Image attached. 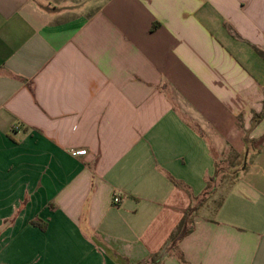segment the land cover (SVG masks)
I'll return each instance as SVG.
<instances>
[{"label": "crops", "instance_id": "0c3cea01", "mask_svg": "<svg viewBox=\"0 0 264 264\" xmlns=\"http://www.w3.org/2000/svg\"><path fill=\"white\" fill-rule=\"evenodd\" d=\"M263 112L264 0H0V264H264Z\"/></svg>", "mask_w": 264, "mask_h": 264}, {"label": "trees", "instance_id": "16d2710c", "mask_svg": "<svg viewBox=\"0 0 264 264\" xmlns=\"http://www.w3.org/2000/svg\"><path fill=\"white\" fill-rule=\"evenodd\" d=\"M264 118V112L260 115H256L254 122L260 121ZM236 178V177H235ZM234 178V179H235ZM215 177L211 179L214 181ZM209 184L208 187L209 188ZM197 200V199H196ZM197 207H190L187 211H185L184 218L181 220L180 224L177 226L176 230L171 234L166 244L162 247V249L156 253L151 255L148 261L140 262L137 264H163L164 261L170 257H177L180 264H188L183 253L179 249V244L181 240L193 232L194 229V217L196 215ZM33 225L40 227L42 230H46V227L41 224L39 220L33 221ZM188 225H190L188 227Z\"/></svg>", "mask_w": 264, "mask_h": 264}, {"label": "rangeland", "instance_id": "374dc122", "mask_svg": "<svg viewBox=\"0 0 264 264\" xmlns=\"http://www.w3.org/2000/svg\"><path fill=\"white\" fill-rule=\"evenodd\" d=\"M218 171L216 180L209 186L208 193L199 198L195 205H202L212 196L215 199L212 204V209L216 208V206L221 201V198L227 188L232 184L234 178L237 176V171L234 169H230V166L234 164L238 158L235 157L233 153L230 151H225L222 154H218ZM214 192L213 195L210 192ZM210 193V194H209ZM215 194V195H214ZM211 197V198H212ZM190 225H188L189 227Z\"/></svg>", "mask_w": 264, "mask_h": 264}, {"label": "built area", "instance_id": "2783aa9c", "mask_svg": "<svg viewBox=\"0 0 264 264\" xmlns=\"http://www.w3.org/2000/svg\"><path fill=\"white\" fill-rule=\"evenodd\" d=\"M17 128H18V127H17ZM72 155H73L74 157L84 156V155H87V151H86V150L74 151V152H72ZM114 203H115V204L120 203V199H119V197H115V198H114Z\"/></svg>", "mask_w": 264, "mask_h": 264}]
</instances>
